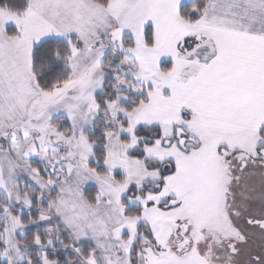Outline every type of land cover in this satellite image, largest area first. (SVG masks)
<instances>
[{
  "label": "snow or ice",
  "instance_id": "snow-or-ice-1",
  "mask_svg": "<svg viewBox=\"0 0 264 264\" xmlns=\"http://www.w3.org/2000/svg\"><path fill=\"white\" fill-rule=\"evenodd\" d=\"M0 264H264V0H0Z\"/></svg>",
  "mask_w": 264,
  "mask_h": 264
}]
</instances>
